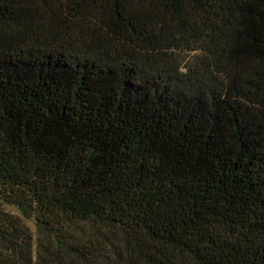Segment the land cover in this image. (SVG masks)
I'll return each mask as SVG.
<instances>
[{"label":"trees","instance_id":"obj_1","mask_svg":"<svg viewBox=\"0 0 264 264\" xmlns=\"http://www.w3.org/2000/svg\"><path fill=\"white\" fill-rule=\"evenodd\" d=\"M0 264H264V0H0Z\"/></svg>","mask_w":264,"mask_h":264},{"label":"rangeland","instance_id":"obj_2","mask_svg":"<svg viewBox=\"0 0 264 264\" xmlns=\"http://www.w3.org/2000/svg\"><path fill=\"white\" fill-rule=\"evenodd\" d=\"M28 225L30 226V228H31V229H33V227L31 226V224H30V223H28Z\"/></svg>","mask_w":264,"mask_h":264}]
</instances>
